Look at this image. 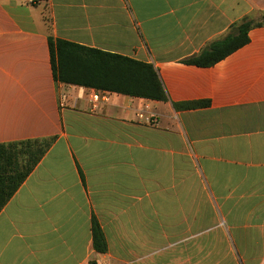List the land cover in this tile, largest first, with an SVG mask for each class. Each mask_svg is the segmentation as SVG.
Listing matches in <instances>:
<instances>
[{
  "label": "crops",
  "instance_id": "crops-1",
  "mask_svg": "<svg viewBox=\"0 0 264 264\" xmlns=\"http://www.w3.org/2000/svg\"><path fill=\"white\" fill-rule=\"evenodd\" d=\"M245 20L247 45L184 62ZM263 21L264 0H0V144L56 137L0 212V264H264ZM49 36L152 64L168 101L55 82Z\"/></svg>",
  "mask_w": 264,
  "mask_h": 264
},
{
  "label": "trees",
  "instance_id": "trees-1",
  "mask_svg": "<svg viewBox=\"0 0 264 264\" xmlns=\"http://www.w3.org/2000/svg\"><path fill=\"white\" fill-rule=\"evenodd\" d=\"M256 25L251 21H243L226 38L215 41L201 54L184 62L197 67L217 64L247 45L249 31ZM48 44L53 77L57 83L153 101H168L158 72L152 64L51 36ZM209 104V101H196L174 104V107L177 110H191L206 108ZM55 140L56 137H52L0 144V212ZM92 236L95 251L106 253V238L95 218L92 222Z\"/></svg>",
  "mask_w": 264,
  "mask_h": 264
},
{
  "label": "built area",
  "instance_id": "built-area-1",
  "mask_svg": "<svg viewBox=\"0 0 264 264\" xmlns=\"http://www.w3.org/2000/svg\"><path fill=\"white\" fill-rule=\"evenodd\" d=\"M92 100L94 102H99V101H105L106 100V95L102 94L100 91H94L93 95H92ZM145 120L147 121V123H153V116L147 117L145 118Z\"/></svg>",
  "mask_w": 264,
  "mask_h": 264
},
{
  "label": "rangeland",
  "instance_id": "rangeland-1",
  "mask_svg": "<svg viewBox=\"0 0 264 264\" xmlns=\"http://www.w3.org/2000/svg\"><path fill=\"white\" fill-rule=\"evenodd\" d=\"M253 23V22H252Z\"/></svg>",
  "mask_w": 264,
  "mask_h": 264
}]
</instances>
